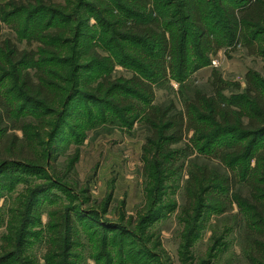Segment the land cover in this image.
Returning <instances> with one entry per match:
<instances>
[{"label":"rangeland","instance_id":"1","mask_svg":"<svg viewBox=\"0 0 264 264\" xmlns=\"http://www.w3.org/2000/svg\"><path fill=\"white\" fill-rule=\"evenodd\" d=\"M131 1L0 0V264H264V214L254 215L264 194L255 196L249 184L254 160L245 175L218 158V145L195 151L191 131L172 145L173 161L160 176L145 172L152 131L138 111L147 104L131 96L132 112L112 115V103L131 95L128 80L151 78L133 63L131 50L143 46L116 33L163 13L178 14L175 27L190 41L196 32L178 13L180 0H152L139 13ZM218 3L212 1L217 15ZM190 60L184 83L153 78V104L184 110L195 91L213 93L214 72L226 82L227 97L245 91L248 71L264 78V54L242 42L220 49L199 70ZM50 71L66 103L53 110L21 81L26 72L37 82V72L49 78ZM199 167L210 171L201 213L187 195ZM256 191L264 192V182ZM157 207L163 214L153 216ZM95 209L107 211L110 222L97 228Z\"/></svg>","mask_w":264,"mask_h":264},{"label":"trees","instance_id":"2","mask_svg":"<svg viewBox=\"0 0 264 264\" xmlns=\"http://www.w3.org/2000/svg\"><path fill=\"white\" fill-rule=\"evenodd\" d=\"M212 1H179L181 10L178 13L184 17L189 28L196 31L193 41H190L192 37L190 33L175 27L177 25L175 18L178 14L173 13H163L159 17L149 16L142 23L127 26L130 31L115 32L121 40H133L143 46L140 52L136 49L131 50L134 53L133 63L149 74L151 81L139 75L128 80V85L125 87L127 93L131 95L122 96L117 101L119 105L112 103L111 113L113 112L112 115L115 117L118 112L122 114L132 112L133 105L127 104L130 103L131 96L147 104L146 107H139V111L137 110L143 113L142 118L152 131V136L144 147L145 172L150 168L160 176L165 162L173 161L172 145L181 143L185 134L192 131L195 151L208 152L218 145L215 147L216 151L223 149V152L215 153L219 154L218 158L230 165L242 167L241 170L245 175L250 161L254 160L255 166L248 169L252 171L249 184L253 190L252 194L263 195V191H256L264 182V141H262L264 139V78L261 74L253 70L248 71L245 76L247 82L245 91L227 97L224 95L226 82L220 74L214 72L213 93L195 91L192 97L183 100L184 110H178L174 103L166 107L153 104L155 83L158 84L157 79L153 78L159 77L165 80L174 78L178 82H186L191 64L190 55L198 60L193 70H199L209 62L212 55L235 43L242 42V45L249 48L253 54H264V0H218L220 8L218 15L212 10ZM150 2L152 0H132L130 4L138 10L132 9V12L145 11ZM2 18L7 20L4 15ZM57 37L58 34L55 32L53 38ZM56 49L58 46L54 45L50 53L56 54ZM124 54L131 58L127 53ZM136 55L139 57H135ZM31 62V66L35 69L39 67L44 70L41 64H36L34 60ZM50 73L49 78H46L43 73L37 72L38 81L35 82L30 73L26 72L21 81L22 87L27 92L36 98L41 97L43 102L41 104L51 109L50 106L53 104L63 106L66 103L62 101L61 96L57 97L59 91L55 87L54 80H51L55 77V73L53 71ZM48 86L53 88L50 95H47L44 89ZM140 113L133 115V120H139ZM99 117L101 116L97 115V119ZM260 142L262 145L259 144ZM259 145L263 146L261 150L258 149ZM243 163L246 164L243 165L244 167ZM197 169L192 172L193 179L191 177L188 183L187 195L190 196L191 201L197 202L201 213L202 208L208 206L205 205V195L209 191L206 182L210 178V171L207 167ZM153 182L157 185L161 184V180L155 179ZM224 186L230 190L229 176L224 179ZM255 207L254 215L262 220L264 207L262 205ZM158 208L155 209L157 211L152 214L153 216L163 214V210L158 211ZM94 211H96L97 219L95 218L94 221L97 222V228L110 222V219H106L107 211L105 213L98 209ZM100 220L102 225H98L101 224L98 223Z\"/></svg>","mask_w":264,"mask_h":264}]
</instances>
